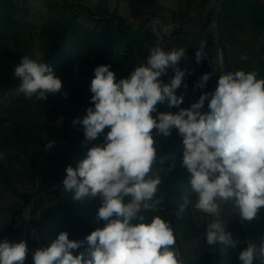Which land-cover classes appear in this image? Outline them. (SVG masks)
I'll return each mask as SVG.
<instances>
[{
  "label": "clouds",
  "instance_id": "clouds-1",
  "mask_svg": "<svg viewBox=\"0 0 264 264\" xmlns=\"http://www.w3.org/2000/svg\"><path fill=\"white\" fill-rule=\"evenodd\" d=\"M202 56L197 50V63ZM184 57L185 48L166 51L157 42L146 62L125 78L117 81L108 64L94 69L90 84L94 106L73 124L83 126L88 141L106 128L109 131L75 168L66 167L62 184L77 201L98 197L96 219L105 225L84 241L60 232L50 246L32 253L33 264H185L170 223L160 215L147 222L141 215L158 211L163 204L157 197L162 179L153 171L157 159L153 130L167 137L176 129L182 137L181 164L190 173L188 182L196 198L193 203L184 193L181 211L191 205L215 217L206 226L209 246L239 245L219 217L222 203L244 221H252L264 208V78L258 79L256 71L227 72L220 75L214 92L202 94L189 108H179L184 96L176 92L186 70L178 65ZM169 69L174 75L164 83L161 78ZM13 78L20 80L19 91L29 99L44 101L62 89L51 66L28 56L15 67ZM209 78L210 74L202 75L196 86L203 88ZM206 100L209 111L204 112ZM165 103L179 111L158 112V104ZM85 242L87 249L74 255ZM246 245L238 255L241 264H264V240L259 247L250 241ZM28 253L24 241H0V264H25Z\"/></svg>",
  "mask_w": 264,
  "mask_h": 264
},
{
  "label": "trees",
  "instance_id": "trees-1",
  "mask_svg": "<svg viewBox=\"0 0 264 264\" xmlns=\"http://www.w3.org/2000/svg\"><path fill=\"white\" fill-rule=\"evenodd\" d=\"M29 1L0 0V189L10 192L14 199L7 207L9 209L3 211L5 234L0 235V241L7 237L23 235L24 211L29 209L27 237L25 241L24 238L21 240L26 242L29 249L25 264H33L32 253L36 249L50 246L62 231L68 232L71 240L84 241L93 230L103 228L105 225L104 221L96 219L98 208L101 206L98 197H86L77 201L73 199L74 193L66 191L64 187L49 192L65 178L67 166L76 167L86 143L78 129L80 124L77 123L74 128H69L64 133L70 149L63 161L46 154L42 150L41 143L31 139L25 131L38 122L51 127L58 126L61 118L68 113V108L63 107L64 110L58 114V110L52 109L47 102L36 107L33 102L37 99L26 98L19 91L20 80L13 78L14 69L21 62V58L11 54L10 47L17 46L21 41L35 40L34 32L37 25L29 21L31 13H25L30 6ZM46 1L49 13L42 29L49 30L52 39L47 51L43 52L39 59L51 66L56 76L65 78L69 86V102L72 105H75L79 99L74 95L76 79L79 76H85L83 88L85 95L91 99L90 84L94 78V69L104 64L111 66L112 62L123 67L124 64L119 62L123 52L155 42L154 37L145 30L147 20L158 16L166 22H177L179 11H171L160 0H130L133 2L130 8L131 15L139 23L137 28H128L117 9L110 12L106 8L104 15H98L79 0L78 2ZM196 1H200L199 5L203 8L211 0ZM58 11L60 14L56 15ZM213 13L214 10H211L205 16V28L211 25ZM110 25L119 26L115 39L112 42H103L104 48L93 45L95 41H100L101 35L104 34L103 29ZM217 27L225 52L226 73L232 72L228 45H234L237 56L247 57L246 60H242V70L256 71L258 79L264 78V3L261 0H225L217 16ZM181 33L180 29L166 38L165 44L173 39L172 47H176L175 40ZM205 37L208 50L218 48L212 29L205 33ZM190 46L187 55L196 68L191 72L187 71L184 65L180 67L186 70V75L176 92L177 95L184 96L179 108H189L204 94L203 88L196 86L203 75L201 69L197 68L196 61V51L199 50V46L195 41H192ZM168 47L169 45L163 46L166 51L172 50ZM91 58L93 61H90ZM138 65L140 64H126L121 72L115 73L117 81L130 75ZM11 67L13 71H10ZM203 68L209 71L207 63H204ZM173 75L174 72L168 70L161 79L164 83H168ZM185 84L187 87H184ZM15 94L21 96L20 104L14 108H6L3 102ZM56 102L58 105L61 103L58 100ZM206 107H208L207 100L202 111ZM29 108L36 109L37 116L40 117H31L27 123H24ZM166 108H169L168 105ZM171 108L174 109V113L179 111L175 106ZM152 115L155 117L157 113ZM107 131L108 128L96 140H92L88 149L102 144ZM153 138L157 148L156 161H162L160 159L168 157L169 154H176L183 147L182 137L177 134L176 129H173L171 135L167 137L157 135L153 130ZM182 155L183 152L169 158L167 162L154 163L153 171L157 170L162 179L157 197L163 199V204L159 206L158 211H144L141 215L147 222H150L154 216L160 215L170 223L176 237V246L185 264H241L238 255L247 246L246 241L253 242L259 247L264 240V208L260 209L257 217L252 221H244L238 214L235 215L230 205L222 203L219 219L225 224L226 230L231 232L233 238L240 243L236 248H227L222 244L209 246L205 239L206 226L215 217L206 214L207 218L204 222L198 224L193 206L185 207L181 211L183 203L181 198L184 193L189 195L193 203L196 198L188 182L190 173L181 164ZM3 198L5 194L0 191V199ZM87 247L85 242L73 254H79ZM254 264H259V261H255Z\"/></svg>",
  "mask_w": 264,
  "mask_h": 264
},
{
  "label": "rangeland",
  "instance_id": "rangeland-1",
  "mask_svg": "<svg viewBox=\"0 0 264 264\" xmlns=\"http://www.w3.org/2000/svg\"><path fill=\"white\" fill-rule=\"evenodd\" d=\"M72 2H78V0H70ZM82 4L89 7L94 13L98 15H104L106 8L113 12L117 9L118 14L125 20V26L128 28H137L139 21H136L132 15L130 8L133 5V2L130 0H79ZM162 3L166 5L171 11L179 10L177 21L181 23V35L175 40L177 46L172 47L174 45L173 39L170 40L168 43L165 44V47L169 45L172 49H179L185 48L186 57L182 58L178 67L184 65L187 71L193 72L196 66L194 65L192 59H190L187 55L188 49L191 47L192 41H195L199 46V50L203 51L202 59L199 63H197V68L201 69L202 74H210V78L206 82L205 86L203 87V92L212 93L214 92L215 88L217 87V82L222 75V67H221V58H220V51L219 48L208 50L206 45V37L205 33L212 29V22L209 27H204L206 24L205 16L211 10H214L217 1L211 0L207 5L203 8L199 5L200 1L196 0H160ZM264 3V0H261ZM28 11L25 13L30 12L29 21L35 25H37V29L34 32V41H21L17 46L10 47V53L14 55H18L21 59L23 56H28L33 59H39L43 52H46L50 41L52 39V33L49 30H43L42 27L45 25L49 7L47 5L46 0H30L29 1ZM180 5V9H179ZM60 11L56 15H59ZM24 15L21 14L19 17ZM119 26L118 25H110L106 26L103 29V35L100 37V41H95L93 45L98 47L104 48V43L112 42L116 35L118 34ZM155 42L148 43L138 48H132L126 52H123L122 58L119 60L124 66L126 64H143L146 62V58L149 55V49L155 46ZM168 47V48H169ZM236 46L228 45L229 54L231 56V65H232V72L237 70H242V60L240 56H237L235 51ZM1 54V51H0ZM90 61H93L91 58ZM110 66V70L114 71L115 73L121 72L124 68L116 65L114 62ZM204 63L208 64L209 71L204 70L203 65ZM172 71L171 69H169ZM10 71H13V68H10ZM84 75L79 76L76 79V88L74 95L79 98L75 105H72L69 102V86L65 80V78H60L62 80V89L59 93L56 94H49L47 99L44 101L35 100L33 103L36 107H40L46 102L50 105L52 109H55L58 114L64 110L63 107L68 108V113L64 115L58 126L51 127L49 125H43L41 123H37L34 127L25 129L27 131L29 137L34 141L41 143L43 146L42 150L46 152V154L52 155L59 160H65L68 154V141L66 138L65 132L67 129L74 128L76 124H73V120L80 118L82 119L86 115V109L88 107L94 106L91 102V99L88 95H85V90L83 88L84 84ZM60 101L61 103L58 105L56 101ZM21 102V96L19 94H15L9 96L4 102L3 105L6 108H14L15 106L19 105ZM61 105V106H60ZM167 104H158L157 109L163 110V112H173L174 109L166 108ZM209 111L208 107L204 109V112ZM36 109L29 108L27 112V117L23 120L24 123H27L31 117H37ZM79 132L85 139V133L83 130V126L79 125ZM86 140V139H85ZM49 143L52 144L51 148H47L46 145ZM168 157L161 158L160 160H166ZM63 181V180H62ZM62 181L54 188L60 189L63 187ZM2 193L5 194V198L0 199V235L5 234V223H4V210L10 204L13 203L14 199L13 196L8 191H4L0 189ZM195 210V217L198 224H202L204 220L207 218L206 214ZM24 214L25 226H28L30 220V210L26 209ZM19 227V225L17 226ZM28 233V232H27ZM25 232L23 231V235H17L15 237H7L10 242L18 243L24 238Z\"/></svg>",
  "mask_w": 264,
  "mask_h": 264
},
{
  "label": "built area",
  "instance_id": "built-area-1",
  "mask_svg": "<svg viewBox=\"0 0 264 264\" xmlns=\"http://www.w3.org/2000/svg\"><path fill=\"white\" fill-rule=\"evenodd\" d=\"M180 29V22H166L158 16L150 17L145 23V30L154 37L155 43H160L161 47L165 45L166 38L174 35Z\"/></svg>",
  "mask_w": 264,
  "mask_h": 264
},
{
  "label": "water",
  "instance_id": "water-1",
  "mask_svg": "<svg viewBox=\"0 0 264 264\" xmlns=\"http://www.w3.org/2000/svg\"><path fill=\"white\" fill-rule=\"evenodd\" d=\"M224 1L225 0H220L217 3V5H216V7L214 9L213 16H212V30H213V33H214V36H215V39H216V42H217V45H218V48H219V51H220L222 74H226V59H225V52H224V49H223V46H222V43H221V40H220V37H219V33H218L217 16H218L219 10H220L222 4L224 3ZM90 142L91 141L86 140V143H85V145H84V147L82 149V153L79 156L78 161L80 159H83V157L86 155ZM182 152H183V147L176 154H174V155H170L169 154L168 158L166 160L155 161L154 163L167 162V161H169V158L175 157V156L181 154ZM54 190H57V188H53V189L49 190V192L50 191H54ZM38 198H39V196L36 198V200ZM27 232H28V226H25L24 241H25V238L27 237Z\"/></svg>",
  "mask_w": 264,
  "mask_h": 264
}]
</instances>
